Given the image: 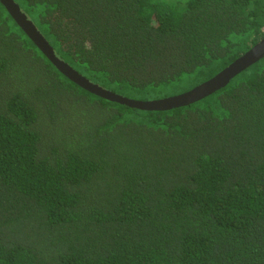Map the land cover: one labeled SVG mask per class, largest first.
Listing matches in <instances>:
<instances>
[{
	"label": "trees",
	"instance_id": "trees-1",
	"mask_svg": "<svg viewBox=\"0 0 264 264\" xmlns=\"http://www.w3.org/2000/svg\"><path fill=\"white\" fill-rule=\"evenodd\" d=\"M14 1L114 92L195 86L264 37V0ZM0 264H264V54L138 108L67 77L0 1Z\"/></svg>",
	"mask_w": 264,
	"mask_h": 264
},
{
	"label": "water",
	"instance_id": "water-1",
	"mask_svg": "<svg viewBox=\"0 0 264 264\" xmlns=\"http://www.w3.org/2000/svg\"><path fill=\"white\" fill-rule=\"evenodd\" d=\"M15 20L27 32L29 37L36 43L41 51L60 69L67 77L86 88L87 90L99 96L126 103L143 109H167L179 105L188 104L196 101L209 93L225 86L228 81L247 67L249 64L257 60L264 54V37L255 43L245 53L238 56L228 65L223 67L217 73L208 79L196 84L195 86L181 93L149 100L133 99L122 94L116 93L96 82L89 80L86 76L79 73L76 69L70 66L67 62L55 55L52 46L42 33L36 28L35 24L26 17L19 5L14 0H0Z\"/></svg>",
	"mask_w": 264,
	"mask_h": 264
},
{
	"label": "rangeland",
	"instance_id": "rangeland-1",
	"mask_svg": "<svg viewBox=\"0 0 264 264\" xmlns=\"http://www.w3.org/2000/svg\"><path fill=\"white\" fill-rule=\"evenodd\" d=\"M198 77H199L198 75L191 77H183L174 83L165 86L162 85L153 88L149 91L140 92V93L132 92L129 90H119L116 87H113V89L120 94H123L127 97L134 99H139V100L157 99V98L172 96L181 93L183 91H186L187 89H190L191 87H193L192 85L198 81Z\"/></svg>",
	"mask_w": 264,
	"mask_h": 264
}]
</instances>
